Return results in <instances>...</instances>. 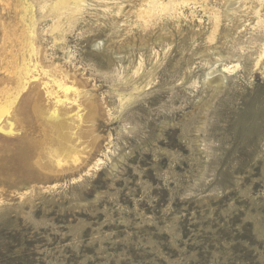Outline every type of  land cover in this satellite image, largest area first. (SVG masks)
Wrapping results in <instances>:
<instances>
[{
	"label": "rangeland",
	"instance_id": "374dc122",
	"mask_svg": "<svg viewBox=\"0 0 264 264\" xmlns=\"http://www.w3.org/2000/svg\"><path fill=\"white\" fill-rule=\"evenodd\" d=\"M226 2L213 43L200 7L142 30L141 0L118 35L99 6L58 42L31 0H0V38L38 21L42 67L0 61V264H264V75L243 69L262 37L250 1L230 20ZM217 50L239 65L220 87ZM142 51L161 66L125 122L118 77Z\"/></svg>",
	"mask_w": 264,
	"mask_h": 264
},
{
	"label": "bare ground",
	"instance_id": "6f19581e",
	"mask_svg": "<svg viewBox=\"0 0 264 264\" xmlns=\"http://www.w3.org/2000/svg\"><path fill=\"white\" fill-rule=\"evenodd\" d=\"M31 1L33 2V6L35 7V10H37L36 12L38 13V16L40 17V20L41 19H43V20L48 19L50 21V23L44 27L43 31L47 32V33L49 32L50 34H52L54 36L57 35L55 39L58 42H66L67 35H68L69 31L71 30V28L74 29L75 28L74 26L80 22L87 23L89 21V20H87V16L92 15L93 10H95V8H97L99 6H101L103 8L104 14L109 13V14H112L111 16L114 15L113 17H115V18H112V20H110V23H111V25H109L110 26V29H109L110 33L117 34L118 33L117 30L120 28L119 24H121V23L122 24L123 23L128 24V22H126V20L123 22H120V20L117 19V17H119V16L123 17V18L127 17L129 12H130V11L127 13L125 12L122 0H31ZM110 1H113V3H110ZM247 1H250V4H251L250 7L248 8V11L250 9L249 13H251V14L253 13V16L255 15L258 19V20L256 19L257 24L254 25V27L257 29L256 32H258L257 34L261 35L262 39L260 40L261 42L258 41L260 43V45L258 46V48L256 49L255 52H254L255 49L252 47L253 48L252 51L254 53L249 55L245 66L243 65L244 66L243 69L248 74L251 73L252 76L255 73H260V74L264 75V0H228V2L225 3L226 9L231 14L228 15V17L226 16V18L228 19L232 15L236 16L240 12V11H238L237 7L241 3H244L243 9H246ZM95 2L98 4L95 5L94 4ZM211 2H212V0H211ZM211 2H210V0H141V4L139 5V7H134L135 10L133 13L136 16L135 17L136 18V25H138V26L140 25L142 30H143V28H144V30H146L149 27H151V28L155 27L158 22L160 23L164 19H165V21L167 20L168 23L170 20H175L178 23L180 21H183L182 19H184V17H185L184 9H186V8H189L191 11L192 17H195L197 15V12H198V7H200L202 9L201 11L204 12V15H206L208 17V20H209L208 25H210L209 31L206 33V35H207L206 39L210 43L211 42L213 43L217 39V37H218L217 35L219 34V30L221 28V21H222L221 16H222V14L219 12L220 9L219 8L217 9L214 5L211 4ZM112 4H114V6H110ZM245 13H248V12H245ZM239 15L240 14H238V16ZM245 15H249V14H245ZM100 17H101V15H100ZM240 17H242V16L240 15ZM199 20L203 21L201 19H199ZM229 20H230V18H229ZM203 24H204V22H203ZM33 26H34V29L32 30V34L29 36V38L28 37L25 38V36H24V38L22 40H17L18 38H11L10 35H5L6 30H4V36L0 38V45L7 47V49L4 52H0V61L7 62L9 64H13L16 61V58L20 57V60L22 62H28L29 69L27 71H29L31 74L36 72L37 70H41L42 67H41L40 62L38 61L39 57L41 55V48H40V45L38 42L39 32L41 31V29H39V24H38L37 20L33 21ZM140 26H139V28H140ZM41 33H43V32H41ZM80 33H81V31H80ZM113 34L111 37H109L110 39H108L109 43L114 41V39H115V37H113L114 36ZM224 34H225V32H224ZM227 38H228V34H227ZM224 39L226 40V36ZM254 41H256V40H254ZM217 42L218 41H216V43ZM258 42L256 41V45ZM238 43H236L235 45H232L233 46L232 52H230L232 54V56L241 47V46L240 47L238 46ZM15 45L18 46L19 49L17 50V52H20V53H17V54L15 53V50H14ZM113 45H114V43H113ZM113 45H109L107 47V50L112 49L111 46H113ZM145 45H147V43ZM93 46H94V48L100 49L101 43H99V41H95L93 43ZM225 46H227V45H225ZM242 49L244 51V49H245L244 46L242 47ZM26 50H29V54L26 53ZM103 50H105V49H103ZM214 51H215V48H214ZM252 51L250 53H252ZM155 52H157V51H155ZM241 52H242V50H241ZM106 53H107V51H106ZM114 53L115 52L112 49V54H114ZM247 53H249V52H247ZM159 54L157 55V53H155V55H157L158 57H159ZM150 55H153V53H151ZM213 55L216 57V62L213 63L209 67V69L205 75V78H206L207 84H209V85H213V84L215 85L216 84V85H218V87H220L222 84L227 82L229 79V77L225 73H227V72L230 74L234 73L238 69L239 65L237 64L232 68L224 67L222 69V72H221V70L218 69V64L222 59L224 61L225 56L218 50ZM145 56H146V53L143 52L142 54H140V57H139L138 61H136V62L132 61V59L130 57L131 60L127 61L126 66L122 65L123 66L122 70H121L122 72H121L120 77H118L119 84L122 86V89L120 92L121 94L119 95V98H120L121 108L124 111V112L123 111L122 112L125 113L124 114V117L126 119V120L124 119L125 122H127V121L130 122L131 119H134L136 117V111L133 108V106H135L137 100L140 99V97L143 94L147 93L146 87H148L155 80L154 79L155 78V74H154L155 72L153 73V68H155V66H158V64L160 65V62L158 60L152 59L153 62L150 60L152 62L150 65L151 68L148 69V67H145V63L147 60L145 58ZM165 56H166V54H165ZM238 56H240V55H238ZM105 57H107V55ZM110 57H112V56H110ZM117 58L121 59L122 56L117 55L115 59L118 60ZM236 62H238V61H236ZM2 64L5 65L6 63H2ZM12 67H14V66L12 65ZM52 68H53V66H52ZM156 68H158V67H156ZM219 72H221V74H218ZM92 131H93V129H92Z\"/></svg>",
	"mask_w": 264,
	"mask_h": 264
}]
</instances>
